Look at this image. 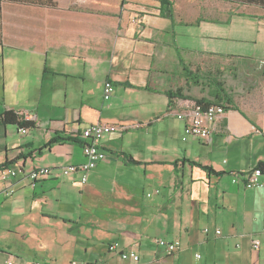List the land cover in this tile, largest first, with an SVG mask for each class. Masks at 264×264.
Instances as JSON below:
<instances>
[{"label": "crops", "instance_id": "crops-1", "mask_svg": "<svg viewBox=\"0 0 264 264\" xmlns=\"http://www.w3.org/2000/svg\"><path fill=\"white\" fill-rule=\"evenodd\" d=\"M52 2H1L0 114L34 126L0 124V164L16 170L0 169V264H264V187L232 182L264 163V0ZM206 62L231 107L198 139L176 116L194 100L176 92L213 98L183 77ZM96 122L126 129L100 137L87 183L61 175ZM57 134L78 141L48 145ZM38 166L53 173L32 186Z\"/></svg>", "mask_w": 264, "mask_h": 264}, {"label": "built area", "instance_id": "built-area-1", "mask_svg": "<svg viewBox=\"0 0 264 264\" xmlns=\"http://www.w3.org/2000/svg\"><path fill=\"white\" fill-rule=\"evenodd\" d=\"M114 90V86L110 81L104 83L103 97L104 100H108ZM224 112V107L222 105H217L214 103L209 104L206 108L201 109L200 107L194 105L186 111H179L176 113L177 118L185 121L184 133L186 136L197 137L198 139H207L210 136L211 129L210 124L214 123L217 117ZM24 119H29L30 114L25 112H19ZM126 129L124 126H119L118 124H103L101 122H96L90 125H86L80 133V138L84 139L82 144V155L83 161L78 164H67L58 169V172L61 175H74L79 176V180L82 183H87L89 173L96 168L98 162L105 158V151L102 150L100 145V137L102 135L111 133L113 131H122ZM20 130L26 133V130L20 128ZM53 173L51 167H34L29 173L28 178L30 180V185H34L35 182H39L42 179L47 178ZM16 174L15 169H2L1 178L6 179L9 176H14ZM264 175V169L259 167H254L245 173L233 174L232 182L238 183L243 182L245 188L253 187H264V181L261 179V176ZM158 192V191H155ZM148 197L151 196V193H147ZM264 232V227L262 228ZM204 232H207V228H204ZM216 233L219 234L220 230L217 229ZM155 243L163 248L166 254H172L177 249H180V243L178 240L168 241L163 238H156ZM254 246L258 248L257 240L254 242ZM108 250L115 252L122 259H131L134 262H137L139 257L135 252L131 250H121L118 243L111 242L109 244ZM199 257V255H196ZM7 264H11L10 261H7ZM32 264H43L41 262H34ZM69 264H84L77 260L69 262Z\"/></svg>", "mask_w": 264, "mask_h": 264}, {"label": "trees", "instance_id": "trees-1", "mask_svg": "<svg viewBox=\"0 0 264 264\" xmlns=\"http://www.w3.org/2000/svg\"><path fill=\"white\" fill-rule=\"evenodd\" d=\"M3 0H0V8H1V2ZM12 2H28L31 4H40V5H54L52 0H9ZM1 11H0V45H1V40H2V32H1ZM183 74L184 78L187 80H191L192 83L195 86H200L203 83H205L209 88H210V95H212L213 98H206L202 97H192L191 95H182L180 94L181 90H177L176 92L177 95H180L184 99H191L194 100V104L201 109L206 108L209 104H217V105H222L225 108H230L231 106V100L230 97L226 95V92H224V88L222 86V83H220L216 78L214 77H203L199 76V73L196 71H191L188 67L184 66L183 67ZM222 93V94H221ZM169 98H172L173 95L172 93H167ZM23 116L19 114V112H14L12 110H4L0 114V124L5 125H17L19 128H23L24 130L27 131V128L33 127L34 123L32 121H27L23 120ZM66 141H71V142H77V136L76 135H62V134H57L56 136H52L50 140L48 141V145L52 143H63ZM9 165V162H4L3 164H0V169H5ZM256 167H259L261 169H264V163H258ZM208 171H212V168L205 167Z\"/></svg>", "mask_w": 264, "mask_h": 264}, {"label": "rangeland", "instance_id": "rangeland-1", "mask_svg": "<svg viewBox=\"0 0 264 264\" xmlns=\"http://www.w3.org/2000/svg\"><path fill=\"white\" fill-rule=\"evenodd\" d=\"M208 63V64H207ZM194 71H196L197 73H199V76L203 77H214L217 79V72H216V67L215 65H213V63L211 62H206L205 65L203 67H201V65H196V67L194 68ZM198 90H205L207 89L206 84L204 83L203 85H200L199 87H197Z\"/></svg>", "mask_w": 264, "mask_h": 264}, {"label": "bare ground", "instance_id": "bare-ground-1", "mask_svg": "<svg viewBox=\"0 0 264 264\" xmlns=\"http://www.w3.org/2000/svg\"><path fill=\"white\" fill-rule=\"evenodd\" d=\"M225 109V108H224Z\"/></svg>", "mask_w": 264, "mask_h": 264}]
</instances>
